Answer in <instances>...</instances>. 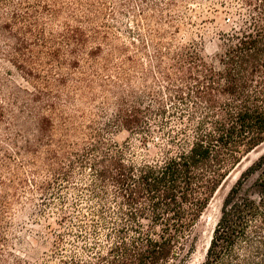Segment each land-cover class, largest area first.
<instances>
[{
  "label": "trees",
  "instance_id": "trees-1",
  "mask_svg": "<svg viewBox=\"0 0 264 264\" xmlns=\"http://www.w3.org/2000/svg\"><path fill=\"white\" fill-rule=\"evenodd\" d=\"M246 2L248 17L222 33L213 57L194 43L161 41L146 46L148 56L137 33L143 66L114 43L106 0H0V171L10 174L0 176V264L181 263L211 196L264 143V0ZM173 3L153 2L155 20H171L164 10ZM5 63L27 85L3 76L11 75ZM110 96L112 113L99 121ZM115 128L144 140L157 134L177 149L161 160L128 161L106 137ZM40 173L49 178L38 182ZM27 181L58 196L43 202L55 206L63 228L49 227L43 263L2 249L11 227L3 213ZM70 191L77 197L69 201ZM201 264H264V150L225 193Z\"/></svg>",
  "mask_w": 264,
  "mask_h": 264
},
{
  "label": "rangeland",
  "instance_id": "rangeland-1",
  "mask_svg": "<svg viewBox=\"0 0 264 264\" xmlns=\"http://www.w3.org/2000/svg\"><path fill=\"white\" fill-rule=\"evenodd\" d=\"M159 1L162 3L164 0H106V11H113L115 16V18H111V15L104 16V19L109 21L117 34L118 39H114V43L127 45L128 55L139 58L143 66L148 63L147 57L152 52L151 48L146 47L151 41H161L165 45H171V47L194 43L203 55L213 57L223 47L222 33L229 32L232 26L247 18L252 9V4H248L246 0H173L174 3L169 6L166 5L164 10L166 16L172 15L171 20L164 18L157 21L154 17L157 13L151 8V5L153 2ZM60 19L62 20L63 17ZM57 22L59 23V21ZM147 25L153 31L150 35L147 34ZM137 33H141L143 39H147L145 52L148 56L141 53L140 48L136 49V46L140 45ZM123 55L121 54V57ZM118 57L119 55L115 54L114 58ZM4 65L6 69L11 71V75L3 73V76L24 86L27 85L16 76L17 73L12 67L6 63ZM138 84L134 81V85L138 86ZM113 101L114 98L110 96L111 103L106 112L107 115L99 121L107 120V117L111 115ZM95 102L98 103L97 100ZM77 107L84 108L85 113L88 112V107L80 101H77ZM80 120L83 123L88 122L87 117H81ZM106 137L122 146L124 158L135 163L161 160L177 149L176 146L169 144L166 139L157 137V134H153L151 138L144 140L137 134L115 128L108 131ZM125 143L128 144V147H125ZM7 147L13 152L10 146L7 145ZM262 150H264V143L245 155L211 196L188 233L185 249L181 254L183 260L180 264L202 263L211 231L219 217L220 206L225 193L236 182L240 171ZM15 157L17 158V156ZM22 171L26 179L32 178L26 164ZM0 174L5 181L10 177V174L5 170H1ZM44 175L45 173H40L38 176H33L39 182L44 178H49ZM17 194L18 199L15 203L13 202V207L3 213L4 220L8 221L7 224H10L11 227L8 229L10 231L6 232L10 244L2 249H4L3 251L9 250L13 255L31 262L50 261L48 254L51 250L54 234L51 233L49 227L55 233L63 230V228L57 224L60 215L58 210H55V206L52 204L51 206L44 205L43 202H56L58 196L55 192L53 194L50 192L40 194L32 181H27L20 186L17 189ZM66 197L70 201L75 199L77 194L70 191ZM19 208L24 209L23 214L19 213ZM66 246L69 247V244ZM5 257L9 258L7 255Z\"/></svg>",
  "mask_w": 264,
  "mask_h": 264
},
{
  "label": "water",
  "instance_id": "water-1",
  "mask_svg": "<svg viewBox=\"0 0 264 264\" xmlns=\"http://www.w3.org/2000/svg\"><path fill=\"white\" fill-rule=\"evenodd\" d=\"M263 144V143H262Z\"/></svg>",
  "mask_w": 264,
  "mask_h": 264
}]
</instances>
